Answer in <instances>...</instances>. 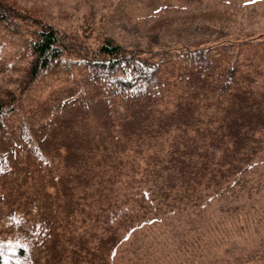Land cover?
Wrapping results in <instances>:
<instances>
[{"label": "rangeland", "instance_id": "rangeland-1", "mask_svg": "<svg viewBox=\"0 0 264 264\" xmlns=\"http://www.w3.org/2000/svg\"><path fill=\"white\" fill-rule=\"evenodd\" d=\"M17 1L78 52L0 20L3 264H264V0Z\"/></svg>", "mask_w": 264, "mask_h": 264}, {"label": "trees", "instance_id": "trees-1", "mask_svg": "<svg viewBox=\"0 0 264 264\" xmlns=\"http://www.w3.org/2000/svg\"><path fill=\"white\" fill-rule=\"evenodd\" d=\"M20 19L21 21H34L37 23L36 38L32 41V51L34 53V62L31 66L32 79L39 76L40 73L47 70L48 67L58 59L63 52H78V49L72 47L65 34L50 22L44 20L42 14L34 8H27L17 0H0V20L7 21L11 19ZM143 49L137 47H124L112 42L110 39H104L99 47L93 52L85 55L92 63H98L106 66H112L119 62H131L137 55L142 53ZM137 80L147 79L145 73L138 74ZM136 80V81H137ZM130 85L132 82H124ZM134 83V82H133ZM10 103L6 108L0 102V124L6 109L11 107ZM0 264H3L0 255Z\"/></svg>", "mask_w": 264, "mask_h": 264}]
</instances>
